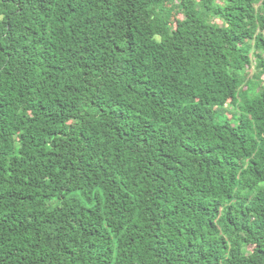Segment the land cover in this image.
<instances>
[{
    "label": "trees",
    "instance_id": "obj_1",
    "mask_svg": "<svg viewBox=\"0 0 264 264\" xmlns=\"http://www.w3.org/2000/svg\"><path fill=\"white\" fill-rule=\"evenodd\" d=\"M0 264H264V0H0Z\"/></svg>",
    "mask_w": 264,
    "mask_h": 264
}]
</instances>
